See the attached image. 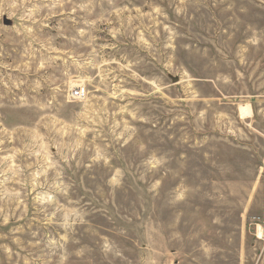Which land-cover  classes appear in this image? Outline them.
Segmentation results:
<instances>
[{
  "label": "rangeland",
  "instance_id": "rangeland-1",
  "mask_svg": "<svg viewBox=\"0 0 264 264\" xmlns=\"http://www.w3.org/2000/svg\"><path fill=\"white\" fill-rule=\"evenodd\" d=\"M0 264H264V0H0Z\"/></svg>",
  "mask_w": 264,
  "mask_h": 264
}]
</instances>
